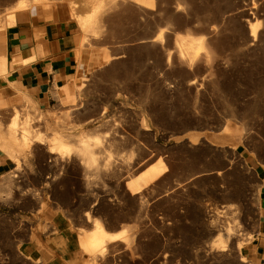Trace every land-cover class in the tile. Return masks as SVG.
<instances>
[{
  "label": "rangeland",
  "instance_id": "374dc122",
  "mask_svg": "<svg viewBox=\"0 0 264 264\" xmlns=\"http://www.w3.org/2000/svg\"><path fill=\"white\" fill-rule=\"evenodd\" d=\"M28 1L0 0V23ZM74 1L49 2L72 9ZM173 1L174 6H190L187 0ZM216 6V20L213 12L189 14L184 23H174L172 33L184 26L207 36L227 27L240 31L239 46L228 51L238 60H222L217 75L240 92L232 118L228 110L201 104V99L196 104L187 82L182 88L159 83L164 78L153 57L144 66L151 74L146 82L155 88L145 98L124 79L107 82L105 72L115 61L100 67L99 58L119 54L116 62L127 60L130 48L146 44L137 39L138 29L130 36L106 33L83 46L76 22H54L46 7L37 18L9 19L0 28L7 43V56L0 58V78L5 75L7 81L0 82V92L13 93L19 86L8 64L14 50L32 46L21 41L23 34L33 40L36 59L64 53L66 46L77 49L92 66L76 84L79 89L88 79L80 106L70 108L63 101L69 91L54 87L51 107L36 109L42 144L24 126L12 129L0 118V264H250L246 250L259 229L264 205V0H217ZM249 10L250 16L243 17ZM157 19L142 12L139 24H150L153 36L160 27L169 33V23L158 24ZM253 26L259 27L255 44L249 40ZM137 70L133 85L145 83L140 65ZM141 116L144 126L139 125ZM53 129L68 138L70 150L52 146ZM231 129L237 133L236 145L218 142ZM84 144L95 161L89 160ZM160 160L165 172L132 194L127 182ZM230 196L236 199L226 200ZM224 202L234 209L226 212ZM228 223L235 226V236L225 250L217 251L212 246L215 230ZM101 228L119 237L107 240ZM94 236L105 240L104 248L89 252L86 243Z\"/></svg>",
  "mask_w": 264,
  "mask_h": 264
},
{
  "label": "bare ground",
  "instance_id": "6f19581e",
  "mask_svg": "<svg viewBox=\"0 0 264 264\" xmlns=\"http://www.w3.org/2000/svg\"><path fill=\"white\" fill-rule=\"evenodd\" d=\"M41 1H45L44 7L50 11V18L53 19L54 22L59 21L61 18L74 20L76 22L77 27H79L83 33V46L95 44L97 40L106 33L126 34L130 36L131 33L138 29L137 39L146 40V44L136 48H130L131 56L127 60L123 59L116 62V60L122 57L119 54H112L111 58L107 54H103L99 58L98 65L100 67L110 64L111 61H115L114 65L109 67L105 72V80L107 82L124 79L129 86L131 85L130 89H133L145 98L147 94L155 88L154 84L146 82L151 79V74L150 71L145 68L146 61L153 57L160 68V77L164 78V80H159V83L164 82V84L169 85L170 88L176 85L178 88H182L184 86L183 83L187 82L189 84V96L195 98L196 104L200 101L199 99H201V104H212V106L214 105L220 109L228 110V113L231 114L230 118L234 116V105L237 100L235 98L240 92L237 93L234 91L231 81L225 82L220 80L217 75L218 67L222 60H238V58L234 56H228V51L239 46L236 39L240 31L234 27H227L221 29L219 32H210L207 36L201 31H192L188 26H184L178 31H175V33H172L174 31V23H184L189 14H210L213 12L212 17L216 20L218 16L215 12L216 9L219 8L216 6L217 0H213V2L208 5H200L193 0H187L188 4L190 1V6L180 2H176L177 4L174 6L175 2L173 0H75L72 9H68L64 5L52 7V4L49 2L50 0H29L26 3L17 5L16 7L20 10L13 11L9 18L2 20L0 28L3 29L6 27L10 20L24 22L29 18V15L37 18L43 12L44 8L42 3H40ZM155 1H157V5ZM164 1H166V5H161ZM255 8L256 7L253 9ZM142 12L151 17H157L158 19L156 22L158 24L159 21L168 22V32L172 33V35L166 33V27H160L156 36H153L151 34L152 27L150 24H139ZM251 13V10L244 11L242 16L248 17ZM258 33L259 27L253 26L249 33V40L252 44H255L254 41L258 40ZM2 34L3 32H0V58H6L7 43L4 38H1ZM60 34L61 32L57 33V36ZM21 41L23 43L32 44V46L28 49H16L11 53L13 60L10 67L15 70L23 65L31 63L37 58L33 40L29 38L28 35L23 34L21 36ZM127 43L123 45L124 48L122 50L124 52L125 47L128 48ZM139 65L143 69L142 77L145 83L133 85V82L130 83V81L137 76V68ZM87 84L88 79L85 77L81 88L78 89L75 84L69 85L68 87L71 89V92L68 99L63 100L64 103L66 105L72 104L70 108L73 106H80L81 92L86 89ZM208 90L210 93H207ZM60 91L57 93L58 97H62L63 93ZM243 93L244 92H241V94ZM256 106L257 104L254 103L250 108L254 110ZM78 113H81L80 110ZM66 116H69V114L67 113ZM143 116L139 119L140 126H144ZM40 117L39 114H36L34 118L35 121H29L23 128L25 133L31 136L38 144H42L44 141L43 125L38 123ZM50 136L52 146H54L55 149L60 152L70 150L71 144L66 136L55 132L54 129ZM231 144L236 145V143ZM5 147H7L6 144ZM89 147V145L84 144L82 149L86 151V155L89 157L90 161H95L96 157ZM164 172L165 167L160 160L158 166L151 167L150 170H147L136 179L128 181L127 187L132 194H136L142 188L160 177ZM8 186L9 184L7 181L3 182L4 191ZM236 195H238V193H236ZM233 199H236V197L230 196V198L226 200ZM223 207L226 209V212L227 210L234 209L233 205L228 202H224ZM235 232V226L230 223L227 224V227L216 229V236L212 245L213 248L217 251L225 250L226 243L235 236ZM101 233L107 240H115L119 237V234L106 233L104 228H101ZM104 241L105 240L99 236L91 237L86 243V249H88L89 252L102 250L104 248Z\"/></svg>",
  "mask_w": 264,
  "mask_h": 264
},
{
  "label": "crops",
  "instance_id": "0c3cea01",
  "mask_svg": "<svg viewBox=\"0 0 264 264\" xmlns=\"http://www.w3.org/2000/svg\"><path fill=\"white\" fill-rule=\"evenodd\" d=\"M65 45L69 43L64 41ZM64 53H49L40 56L29 64L16 69L14 78L19 83L15 92H0V118L5 126L21 128L29 121H33L37 108L49 109L55 96L53 88L63 89L66 92L71 89V84L80 82V77L91 70V62L85 61L77 49H68L65 46ZM12 63V56H9ZM2 77V76H0ZM0 78V82H5ZM55 88V89H56ZM235 143L237 133L231 129L222 138ZM246 256L250 264H264V205L260 212V226L255 238L247 246Z\"/></svg>",
  "mask_w": 264,
  "mask_h": 264
}]
</instances>
